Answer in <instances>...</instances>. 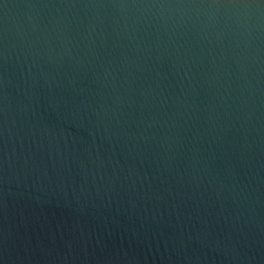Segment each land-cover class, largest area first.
Segmentation results:
<instances>
[{
  "label": "water",
  "instance_id": "water-1",
  "mask_svg": "<svg viewBox=\"0 0 264 264\" xmlns=\"http://www.w3.org/2000/svg\"><path fill=\"white\" fill-rule=\"evenodd\" d=\"M0 264H264V0H0Z\"/></svg>",
  "mask_w": 264,
  "mask_h": 264
}]
</instances>
